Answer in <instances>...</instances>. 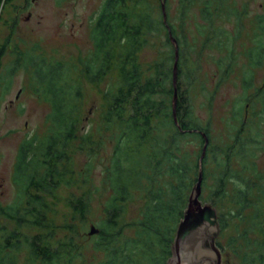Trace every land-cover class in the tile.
<instances>
[{"label":"trees","instance_id":"trees-1","mask_svg":"<svg viewBox=\"0 0 264 264\" xmlns=\"http://www.w3.org/2000/svg\"><path fill=\"white\" fill-rule=\"evenodd\" d=\"M11 1L0 0V12ZM163 1L164 22L160 0H103L95 18L90 20V49L83 56L78 54L75 62H51L27 52H15L12 70L22 67L31 72L28 89L47 104L49 112L44 120L49 125L42 135L33 134L18 145L11 181L19 192L12 204L0 207V216L16 229L29 225L43 233L26 238L16 230L5 232L0 228V262L17 264L14 253L24 246L26 264H71L74 258L73 264H80L87 242L80 231L94 214L92 203L96 202L100 208L98 226L90 223L89 228L94 226L97 232L91 235L96 240L94 249L105 253L99 264H166L176 226L201 169V191L207 179L213 183L207 200L214 214L217 204L227 196V184L231 181L238 186L232 193L233 210L229 213L238 222V234L229 238L227 252L239 259V264H264V169L257 164L258 153L264 151V134L259 125L252 123L254 116L264 113V83L261 87L252 86L253 71L264 66V0L259 3L261 13L252 21L254 40L243 53L246 61L241 66L240 79L241 89L254 90L245 100L244 115L247 109L259 110L251 114L253 117L245 115L239 121L231 143L224 147L210 142L208 121L204 126L196 122L187 94L199 75L201 50L210 45L220 56L224 54L222 59H227L225 63H221L222 59L216 62L211 75L216 78L215 87L233 72L237 64L232 51L213 24L222 15L237 21L240 13L231 4L233 0H179L172 23L170 1ZM194 6L203 23L195 29L194 37L203 40L193 60L194 37L188 38L186 21L188 9ZM169 37L176 41L178 53L176 125L171 116L174 49ZM226 38L229 43L234 41ZM146 49L152 50L154 56L142 67L138 59ZM4 54V47L0 46V68ZM73 71H78L77 79ZM111 72L117 83L101 93L98 123L82 134L84 96L79 78L97 87ZM238 114L233 112L234 119ZM259 122L261 125L263 120ZM201 134L208 144L199 167L204 144ZM94 135L99 136L92 138ZM104 145H109L110 152L104 158V188L97 190L86 166L82 172H75L70 166L76 154L95 160ZM209 157L213 172L206 169ZM60 188L82 192L72 195L67 203L78 223L72 229L62 226L71 232L56 242L52 240L54 228L46 221L42 199L54 197ZM107 188L109 196L103 193ZM136 199L143 202L137 221L120 225L126 205ZM220 219L218 233L226 228V221ZM127 228L133 230V235L123 237ZM236 239L245 247L236 246ZM215 247L220 253L224 250L218 243ZM235 249L240 255L234 253ZM72 256L75 257L71 259Z\"/></svg>","mask_w":264,"mask_h":264},{"label":"rangeland","instance_id":"rangeland-1","mask_svg":"<svg viewBox=\"0 0 264 264\" xmlns=\"http://www.w3.org/2000/svg\"><path fill=\"white\" fill-rule=\"evenodd\" d=\"M103 0H12L10 4L5 5L0 12V46L4 47L5 54L2 57L0 68V207L5 208L16 200L19 190L11 181V174L14 166L15 156L18 145L24 140L29 139L33 134L42 135L46 131L49 123H46L44 117L49 112L47 104L39 100L37 96L29 88L30 71L24 70L22 67H17L12 70V65L16 57V53L26 52L29 55H36L37 58L44 57L50 61L60 62H75L78 54L82 56L90 49L87 35L89 33L90 20L94 19ZM169 14L172 23H175V16H177V8L179 0H169ZM232 0H230L231 2ZM261 0H233L234 9L240 13V19H225L222 15L220 19L214 22L215 30L221 31L222 39L226 40L227 46L232 51V58L237 64L228 76L229 78L216 87L214 80L211 77L217 67V60L222 59L224 54L219 55V52L208 46L201 50L200 59L198 61L199 75L196 77L195 83L188 88L189 103L192 105V114L198 119L196 122L204 126L207 121L210 130V142L214 145L222 146L231 143L230 137L233 132H236L239 121L242 118L253 117L252 113H256L259 107L255 108L254 112L247 109L245 115L243 108L246 105L245 100L254 92L253 89L244 91L241 89L240 79L242 78L241 66L246 61L244 58V51H247L253 43V18L259 15V3ZM186 26L187 35L190 39L195 36V29L203 26L202 21L198 18L196 6L187 11ZM201 33H204L201 30ZM232 38V43L228 42L227 38ZM192 40V39H191ZM202 38L194 37L193 60L196 57L200 42ZM217 41V39L215 40ZM213 41V42H215ZM153 51L150 49L143 50L138 61L142 67L144 63L152 59ZM227 59H222L221 63H225ZM144 62V63H143ZM78 71H73V75L78 78ZM252 86L253 88L261 87L264 83V66L261 70L253 71ZM82 84L83 104L81 106L83 114L82 134L90 131L98 123V114L101 110V93L108 88L114 86L116 76L114 72L108 74L104 83L99 86H90L83 78H79ZM182 90V89H181ZM180 91V90H179ZM210 93L212 95L210 96ZM210 96V97H209ZM234 114L237 115V120L234 119ZM263 116L257 115L252 119V123H256L263 130L264 134V113ZM262 117V118H261ZM263 120L260 125L259 120ZM99 135H94L96 138ZM264 139V138H263ZM100 156L95 160L86 156H79L78 154L72 157L71 169L75 172H82L84 167L89 169L92 175L93 186L97 190L104 188L102 182L103 165H107L104 160L110 152L109 145H104ZM99 163H97L98 161ZM210 157L206 164V169L213 172L214 165L211 164ZM91 161V162H90ZM90 162V163H89ZM88 163V164H87ZM257 164L264 169V151L258 153ZM89 165V168H88ZM206 185L200 187L199 203L201 205H211L208 203V193L211 192L213 183L207 179ZM237 183L229 182L226 188V198H223L215 209L214 221H221L220 217L226 221L225 230L222 233H217L215 244L224 247L220 253L221 264H239L240 260L235 258L231 252H227V243L230 237H235L238 234V229L235 225L238 224L236 219H231L229 213L233 210L231 205L234 188ZM238 187V186H237ZM109 188L105 189L103 193L109 196ZM82 190L73 189L67 190L60 188L54 197L44 196L42 202L46 205V221L54 228L53 241H59L65 236H68L71 229L78 223V217H72V213L68 208V201L72 195L81 194ZM105 197V196H104ZM21 206H23V199H20ZM143 202L141 200L130 201L125 207L120 225L129 224L137 221ZM96 202L92 203L93 215L90 216L88 222L85 223L84 229L80 232L84 237L85 243L82 250L83 259L80 264H99L105 258V253L101 250L97 251L93 247V237H86L89 224L97 225L100 208ZM212 208V207H211ZM20 210L22 208L20 207ZM203 217V216H202ZM201 217V218H202ZM206 218V217H205ZM223 220V221H224ZM228 220V221H227ZM224 221V222H225ZM68 225L71 229H64L62 226ZM211 225V224H209ZM240 227V226H239ZM0 228L10 232L16 230L22 237L31 238L33 235L43 233L42 229L34 226L25 225L16 229L14 224L5 221L0 216ZM241 228V227H240ZM84 232V236H83ZM133 235L131 228L124 229V236ZM1 241V238H0ZM236 246L239 248L245 247L244 242L236 239ZM26 248L22 246L19 251L14 253L17 264H26ZM240 255L238 249H235ZM197 256V255H196ZM211 259L210 256L203 254L202 257ZM75 257H70L71 259ZM71 261V264H73ZM4 264V262H0Z\"/></svg>","mask_w":264,"mask_h":264},{"label":"water","instance_id":"water-1","mask_svg":"<svg viewBox=\"0 0 264 264\" xmlns=\"http://www.w3.org/2000/svg\"><path fill=\"white\" fill-rule=\"evenodd\" d=\"M161 12L163 14L162 20L165 21L166 15L164 14L163 4L164 1L160 0ZM171 44L173 45V68L171 70V85H172V98H171V116L173 123L176 125L177 118H175V103H176V64H177V47L176 41L169 37ZM203 139V146L200 151V158L198 160V166L200 167V161L204 157L205 148L207 146V139L204 134H201ZM197 174L196 184L193 185L189 198L187 200L186 210L183 212L179 224L176 226L175 238L172 240L170 246V257L167 259L166 264H221L219 248L215 247V239L218 236L217 222L214 221V210L208 205H201L198 201L200 199V181H201V169ZM203 216V217H202ZM201 218L196 219V218ZM206 217V218H205ZM199 220V221H196ZM211 224V225H209ZM94 226H90L87 235H96ZM208 255L211 259L202 257V255ZM197 255V256H196Z\"/></svg>","mask_w":264,"mask_h":264},{"label":"bare ground","instance_id":"bare-ground-1","mask_svg":"<svg viewBox=\"0 0 264 264\" xmlns=\"http://www.w3.org/2000/svg\"><path fill=\"white\" fill-rule=\"evenodd\" d=\"M196 219H199V218L197 217ZM200 219H201V218H200ZM200 219H199V220H200ZM199 220H196V221H199Z\"/></svg>","mask_w":264,"mask_h":264}]
</instances>
